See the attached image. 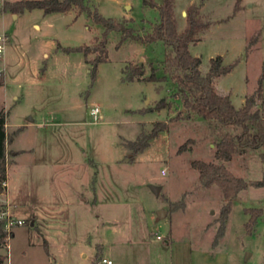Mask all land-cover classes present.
Segmentation results:
<instances>
[{"label":"rangeland","instance_id":"rangeland-1","mask_svg":"<svg viewBox=\"0 0 264 264\" xmlns=\"http://www.w3.org/2000/svg\"><path fill=\"white\" fill-rule=\"evenodd\" d=\"M5 1L0 3V34L6 35L0 111L10 123L9 203L6 193L0 199L24 220L15 227L9 250L3 247L9 264H93L90 248L86 256L81 248L89 245V212L97 206L82 198L97 175L106 195L99 209L105 222L93 237L100 236L103 256L112 264H264V186L242 189L222 217L221 189L206 187L192 160H216L215 142L232 127L183 110L184 95L165 68L163 41L128 37L119 47L123 33L110 31L109 59L99 64L95 78L84 52L76 49L96 44L105 29L94 20L95 10L144 34L159 21V9L144 0H86L90 12H13L2 8ZM192 4L203 28L190 48L201 57L202 71L217 54L225 63L237 62L216 79L237 107L257 92L261 80L255 108L264 119V0H241L237 8L236 0H176L180 28ZM141 64L144 76L155 71L158 79L130 80ZM163 97L170 104L149 110ZM96 105L97 121L90 112ZM157 120L168 126L152 136ZM262 151L239 147L225 163L249 181L260 179ZM152 183L162 186L159 195ZM249 207L262 208L250 227ZM160 209L167 215L158 218ZM33 215L47 228L51 246L43 230L32 227Z\"/></svg>","mask_w":264,"mask_h":264},{"label":"trees","instance_id":"trees-1","mask_svg":"<svg viewBox=\"0 0 264 264\" xmlns=\"http://www.w3.org/2000/svg\"><path fill=\"white\" fill-rule=\"evenodd\" d=\"M144 2L156 6L160 11V19L153 24L150 31L144 34L137 33L132 26L127 25L124 21L115 17H106L95 10L92 13L94 20L102 24L105 29L96 44L91 46L84 43L77 46L76 49L84 52L86 61L91 64V74L95 78L99 64L109 59L107 43L110 31L118 30L123 33L118 42L119 47L128 37L140 39L143 42L163 41L165 68L184 95L183 110H190L206 119L216 120L222 125L232 127V130H226L215 142L216 160L207 161L200 158L192 160L193 167L199 171L202 183L206 187L217 185L221 189L225 200L222 217L225 219L231 211L234 199L242 189L247 188L250 184L264 186V173L262 178L249 181L243 176L235 174L225 163L233 158L239 147L264 148V119L260 109L255 108L257 99L263 92L262 82L260 80L257 92L249 95L244 104L237 107L230 94L220 92L216 83V79L231 72L237 62L225 63L224 55L217 54L210 58L209 69L204 73L201 69V57L191 52L190 45L198 41V32L203 28V21L197 7L192 4L187 8L186 24L180 28L175 10L176 0H162L160 3L156 0H144ZM240 2L241 0H236V8ZM2 8L10 9L13 12H23L34 8H42L45 13L68 12L74 8H78L80 12H90L86 0H7ZM59 46H61L60 43ZM91 54L94 55L90 57ZM145 71L146 68L143 64L135 66L129 74V79L134 80L137 76L148 81L158 79L155 71L144 76ZM168 104L170 103L163 97L155 108H149V110L160 109ZM167 126L168 121L157 120L153 126L152 136H156ZM9 139L6 130V116L3 111H0V192L6 191L3 182L8 179L7 143ZM136 144L135 141L130 142V145L136 149L142 147ZM261 158L264 162V151L261 152ZM2 206L5 204L0 201V209ZM246 210L251 213L246 223L250 227L257 221L262 208L249 207ZM9 235L6 219L0 218V248L7 247ZM45 242L48 244L47 240ZM7 258H9L8 252H0V264H4Z\"/></svg>","mask_w":264,"mask_h":264},{"label":"crops","instance_id":"crops-1","mask_svg":"<svg viewBox=\"0 0 264 264\" xmlns=\"http://www.w3.org/2000/svg\"><path fill=\"white\" fill-rule=\"evenodd\" d=\"M10 126V123H9V120L6 119V130H7V133L9 132L8 131V127ZM11 150L14 152V149L11 148ZM10 151V143L7 144V152ZM15 154L16 153H19V150H16L14 152ZM8 180V179H7ZM95 180V179H94ZM9 188H7V203H9V192H8ZM106 198V195H105V190L101 189L99 183H98V175H97V179L95 180L93 186H92V189L88 192L87 195H84L83 196V200L85 202H92L94 205H96V209H91V212H89L90 214V217H89V220H88V230H87V236L89 238V245L85 248H81V254L86 256L88 254V252L86 251L88 248H90V251H92L93 253V264L96 260V258L100 255L103 256V246H104V243L102 241V239L100 238V236H98V238H94V234L96 231H100V229L104 228V222H105V216L103 214V212H101L99 209H100V204H102L104 202ZM3 203L4 201L1 200ZM6 203V202H5ZM9 212L14 215L16 217V215L14 214L13 210H12V207L8 206V204L6 205ZM18 218V217H17ZM57 220V217L53 218V226L56 228L59 227V224L57 222H55ZM31 225L32 227H37L38 229H42L43 231H41L45 237V240H47L48 242V245L51 246V242H52V237L50 235H48V232H47V228L45 229V226L44 224L41 222V220L33 215V218H32V221H31ZM70 238L66 239V242L68 244H70ZM87 240V239H86ZM0 252L1 253H6V251L3 249V248H0ZM9 258H7L4 262V264H9Z\"/></svg>","mask_w":264,"mask_h":264},{"label":"built area","instance_id":"built-area-1","mask_svg":"<svg viewBox=\"0 0 264 264\" xmlns=\"http://www.w3.org/2000/svg\"><path fill=\"white\" fill-rule=\"evenodd\" d=\"M2 2V0H0V3ZM6 40V35H2L0 34V53L3 51L4 49V41ZM3 41V42H2ZM90 112L92 113V115L94 116V119L95 121L99 120L100 117H101V109H100V106L99 105H96V106H93L90 110ZM3 186L6 188V191L4 192H0V195L1 194H5L7 192V187H8V180H5L3 182ZM1 200V199H0ZM0 218H5L6 219V228L7 230L10 232V235H9V241H10V238L12 237V235L14 234V230H15V227L18 226V225H22L24 223V220L21 219V218H17L15 217L14 215H12L7 206H2V208L0 209ZM158 237H160V235H158ZM9 246H10V243L8 242L7 243V248L9 250ZM112 264V259L111 258H108L106 256H101L97 259L96 263L95 264Z\"/></svg>","mask_w":264,"mask_h":264},{"label":"water","instance_id":"water-1","mask_svg":"<svg viewBox=\"0 0 264 264\" xmlns=\"http://www.w3.org/2000/svg\"><path fill=\"white\" fill-rule=\"evenodd\" d=\"M151 188L153 189V191H154L157 195H159L160 192H161L162 186H161V185H157V184L152 183V184H151ZM157 213H158V218H161V217H164V216L167 215V211L164 210V209H160V210H158Z\"/></svg>","mask_w":264,"mask_h":264}]
</instances>
